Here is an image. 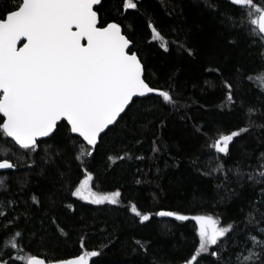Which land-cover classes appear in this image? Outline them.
Returning <instances> with one entry per match:
<instances>
[{
  "label": "snow or ice",
  "instance_id": "6c2138e0",
  "mask_svg": "<svg viewBox=\"0 0 264 264\" xmlns=\"http://www.w3.org/2000/svg\"><path fill=\"white\" fill-rule=\"evenodd\" d=\"M224 2L241 14L221 13L219 23L223 30L227 33L246 30L253 39L241 47L237 38L225 36L222 42L210 45L203 55L215 67L206 71H215L222 76L221 64L234 61L235 74L252 80L244 69L250 58H255L261 65L255 75L264 96V4L257 0H217L216 4L206 3V7L216 14L219 3ZM10 5L0 14V138H10L27 157L38 155L41 144L47 143L45 138H53L62 130L70 134L69 139L74 144L82 140L84 146L77 145L79 154L74 159L84 166L83 179L78 184L70 183L68 173L59 172L56 184L61 189L67 188L72 197L86 204L119 207L121 191H98L96 180L99 176L89 171L87 158L94 157L104 138L115 133L121 125L128 129L130 124H138L141 133H151V159L155 160L159 154L169 152L171 147L162 136L167 124L162 119L158 130H153V121L143 117L138 110L134 111L138 98L154 96L165 109L177 113L190 107L181 101L171 84L175 73L169 74L167 89L157 88L149 79V65L133 39L135 29L127 22L126 15L139 13L142 0H116L115 3L113 0H10ZM109 8H114L121 19L105 20L104 14ZM146 26L150 29L151 40L158 42L165 53L170 51V45H174L189 57L197 55L199 50L194 51L187 44V36L169 41L154 23L149 21ZM222 87L227 91L226 99L235 106L237 98L233 85L225 81ZM240 107H244L243 100ZM256 113L264 115V108L249 105L246 126L219 134L214 141L206 138L209 160H215V167L202 170L199 157L190 160L193 168L203 176L223 173L222 177H215L221 181L217 183V189L225 193L221 202L230 203L234 198H243L233 184L241 190L248 187L255 193L246 199L241 209L243 219L225 225L213 215L190 217L163 208L152 212L139 210L135 203L130 206L140 224L153 221L155 217L195 221L199 245L195 254L185 258L183 264H202L208 256L212 258L211 264H264V152L260 153L257 166L251 171H245L241 161L232 160V151L239 138L254 129L264 128V123L257 124L253 119ZM180 119L189 120L191 117L185 112ZM62 122L66 125L63 129ZM194 130L204 134L203 125H194ZM135 143L143 144V141L136 140ZM44 151L45 160L51 162L54 158L46 149ZM133 158L148 159L144 155H134L129 149L124 155L109 156L108 160L116 164L118 160ZM227 161H231V167L227 166ZM34 163L33 160L22 165L18 160L8 158L7 152L0 155V172H4L0 177V188L8 191V170L16 173L20 167L32 169ZM174 166H180L179 160ZM18 182L22 187L27 185V179ZM30 200L33 205L42 204L35 195H31ZM4 206L0 204V209ZM27 211L25 208V213ZM16 213V208L9 212L0 211V228L5 230L4 239L7 240V244L0 248V264H90V258L100 255L99 251L90 250L71 259L51 262L36 255L25 256L21 249L28 246L29 232L21 230L19 224L22 220L30 221L31 217ZM44 219L56 224L49 213H45ZM165 229L167 224L162 226V234ZM56 230L63 233V228L57 227ZM9 235L11 239H8ZM135 243L145 251L151 245L150 241L137 240ZM80 247L84 248L83 241Z\"/></svg>",
  "mask_w": 264,
  "mask_h": 264
},
{
  "label": "trees",
  "instance_id": "16d2710c",
  "mask_svg": "<svg viewBox=\"0 0 264 264\" xmlns=\"http://www.w3.org/2000/svg\"><path fill=\"white\" fill-rule=\"evenodd\" d=\"M257 2L264 4V0ZM206 3L216 4L217 0H142L139 13L126 14L127 22L135 29L133 39L149 65L150 81L157 88L167 89L169 74L175 73L171 84L179 93L181 101L190 107L180 109L177 113L165 109L154 96L138 98L134 111L138 110L143 117L151 119L153 130H158L162 119L167 124L162 136L171 147L169 152L159 154L155 160L151 159V133H141L138 124H130L128 129L121 125L115 133L104 138L94 157L87 158L89 171L99 176L96 180L98 191H121L119 207L86 204L72 197L67 188L61 189L56 184L59 172H67L70 183L78 184L83 179L81 172L84 166L74 159L79 154L77 145L84 146L82 140L74 144L69 139L70 134L62 130L55 137L47 138L46 144H41L38 155L27 157L10 138H0V155L7 152L8 158L18 160L22 165L35 161L32 169L20 167L16 173L8 170V191L0 188V204L5 205L0 211L9 212L16 208V214L31 217L30 221L22 220L19 224L21 230L29 232L28 246L21 249L23 255H36L51 262L95 250L100 255L90 258V264H183L185 258L195 254L199 245L195 221L155 217L153 221L140 224L131 212V204L135 203L141 211L155 212L163 208L190 217L213 215L225 225L243 219L244 212L241 209L246 199L255 193L248 187L241 190L233 184L232 187L240 191L243 198H234L230 203L221 202L225 193L217 189L216 185L221 181L215 177H222L223 173L203 176L193 168L190 160L199 157L202 170L215 167V160H209L206 138L214 141L219 134L246 126L249 105L264 108V96L260 93V84L255 75L261 65L255 58H250L244 71L253 77L252 80L235 74L234 61L221 64L222 76L215 71H206L207 68L215 67L203 55L210 45L222 42L225 36L237 38L241 47L253 39L246 30L227 33L221 27V13L241 14L235 11L234 6L227 2L219 3V11L213 14ZM10 6V0H0V14ZM104 19L119 20L121 17L114 8H109ZM149 21L169 41L182 40L187 36V44L194 51L199 50L197 55L189 57L174 45H170V51L165 53L159 48L158 42L151 40L150 29L146 26ZM225 81L233 85V93L237 98L235 106L226 99L227 91L222 87ZM241 100L244 107H240ZM185 112L191 119H180ZM253 119L257 124L264 123V115L259 113L254 114ZM194 125H203L204 134L196 132ZM65 126L62 122V129ZM136 140H142L143 144L135 143ZM45 149L54 158L51 162L44 158ZM129 149L134 155H144L148 159L118 160L116 164L108 160L109 156L124 155ZM261 152H264V128L254 129L239 138L232 151V160L241 161L245 171H251L257 166ZM176 160L180 162L178 168L174 166ZM226 163L228 167L232 166L231 161ZM166 164L169 166L166 167ZM3 175L4 172H0V177ZM25 179L27 185L22 187L18 181ZM31 195L37 196L42 204L33 205ZM25 208L28 209L27 213ZM45 213L55 218V225L44 219ZM164 224H167V229L162 234ZM57 227L63 228V233L57 231ZM4 237L5 230L0 228V248L7 244ZM8 239H11L10 235ZM137 240L145 243L150 241L151 245L145 251L136 245ZM81 241L84 243L83 249L80 247ZM211 260L210 256L205 257L202 264H211Z\"/></svg>",
  "mask_w": 264,
  "mask_h": 264
},
{
  "label": "water",
  "instance_id": "95a60500",
  "mask_svg": "<svg viewBox=\"0 0 264 264\" xmlns=\"http://www.w3.org/2000/svg\"><path fill=\"white\" fill-rule=\"evenodd\" d=\"M22 44H23V41H21V45L20 46H22ZM143 98H146V97H143ZM45 139H47V138H45ZM39 257V256H38ZM41 258V257H40ZM72 258H74V257H72ZM68 259H71V258H68Z\"/></svg>",
  "mask_w": 264,
  "mask_h": 264
}]
</instances>
